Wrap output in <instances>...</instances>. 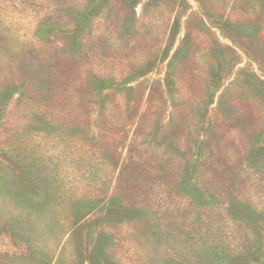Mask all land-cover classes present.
Segmentation results:
<instances>
[{
    "label": "rangeland",
    "instance_id": "374dc122",
    "mask_svg": "<svg viewBox=\"0 0 264 264\" xmlns=\"http://www.w3.org/2000/svg\"><path fill=\"white\" fill-rule=\"evenodd\" d=\"M149 186L111 263L264 264V0H0V264H107Z\"/></svg>",
    "mask_w": 264,
    "mask_h": 264
},
{
    "label": "trees",
    "instance_id": "16d2710c",
    "mask_svg": "<svg viewBox=\"0 0 264 264\" xmlns=\"http://www.w3.org/2000/svg\"><path fill=\"white\" fill-rule=\"evenodd\" d=\"M55 6L57 8V5H55ZM55 6L52 5V7H50L51 8L50 10L53 13H56ZM40 30H41V32H43L42 28ZM39 37L41 38V40L45 41L42 36L39 35ZM138 119H140V117ZM139 124H140V121H138V123L136 124V127H134L133 131H131L132 132L131 138H130L131 139L130 147L132 148L131 151H134L135 149L137 150V147H138V144H134V143L136 141H138L140 139V136H141L139 134V129H140ZM131 126L133 127L134 123ZM125 133L127 134V132H125ZM154 160L158 163L159 157L156 155ZM115 187L119 188V187H121V185H119L116 182L114 185V188ZM152 189H153V187L149 186V190H150L149 196L145 195L143 198H139L137 201H135L129 205L126 203L125 199H121V197H114L110 201V207H111V209L118 211V217L116 218V220H114L115 225L112 229L109 230V234L103 232L100 235L101 240L104 241V243H103L104 255H105L104 259L107 260V264H121L124 262L123 258L117 259L115 257L116 259H114V262L112 261V263L108 259V258H111V260H112L114 258V253L112 252L113 250L110 249L109 252H107V251H108V248L111 246L112 242L113 243L115 242V238L119 241L121 237L123 238L124 236L131 234V232H133V231L137 232L139 235L143 234L145 232V234H143V235L145 237H147L146 240H149L151 238H158V237H161L163 235L165 228H163L159 223L161 217L160 218L158 217L157 223L155 222L154 219L151 218L152 219L151 227H148L147 229H146V227H142V228L138 227L139 224L144 222L146 219H148V220L150 219L149 215H150L151 211L154 212L155 214L159 213V211H157L156 208L159 207V204H160V201L162 200V197L160 196V194L156 193L155 189L154 190H152ZM86 200H88L87 197L83 196V199H81V202L79 204L82 205L83 203H85ZM122 200L124 203L122 202ZM78 210H79V208H78ZM78 210H77V212H78ZM172 214H176V211H173ZM189 215L192 216L191 214H189ZM169 217L171 218V216H169ZM192 218H195L194 220L199 221L200 219H202V216L198 217V215H194V217H192ZM122 225H124V226L127 225L128 228L126 227L125 230L124 229L121 230V229L117 228V227L122 226ZM204 226L205 225H201V227L199 226L200 229H199V227L193 228L192 237L194 240L196 239L197 241H202V239L205 237V235L207 233L204 229ZM108 235H109V237H108ZM187 235H190V233L188 232ZM226 244L227 243H225L224 245H226ZM228 245L234 246V248H236V249L238 248L239 253H246L248 251L250 252V250L252 249V246L248 247L245 245V243H242L239 246H235V245H231V244H228ZM227 250H229L228 247H227ZM192 262L193 261L190 258H184V257H181L178 255V257L171 258V262H170V259H167L164 262V264H192Z\"/></svg>",
    "mask_w": 264,
    "mask_h": 264
}]
</instances>
